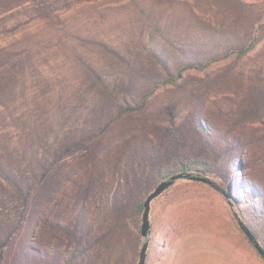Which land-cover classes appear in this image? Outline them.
<instances>
[{
  "label": "rangeland",
  "instance_id": "obj_1",
  "mask_svg": "<svg viewBox=\"0 0 264 264\" xmlns=\"http://www.w3.org/2000/svg\"><path fill=\"white\" fill-rule=\"evenodd\" d=\"M186 163L233 207L177 180L146 264H264V0H0V264H138Z\"/></svg>",
  "mask_w": 264,
  "mask_h": 264
},
{
  "label": "trees",
  "instance_id": "obj_2",
  "mask_svg": "<svg viewBox=\"0 0 264 264\" xmlns=\"http://www.w3.org/2000/svg\"><path fill=\"white\" fill-rule=\"evenodd\" d=\"M257 42H258L257 38L254 37L250 42H248L247 45H245L239 49H236V50H231L226 55H227V57H231V56L235 57L236 62L239 63L245 57H247L252 51H254V49L256 48ZM190 68H192V69L193 68L194 69H205L203 66H184L180 70H178L176 76L173 77V76L168 75L166 78L161 79L160 83L157 85L156 88H159L160 86H165V85L176 83L183 76V73ZM229 149H233V148L230 147ZM194 163L197 164V162H194ZM180 171L181 172H191L195 175H201V176H204V173H205V170L201 165L198 164L196 166H193L192 164H187V163L182 164L180 166ZM168 177H169V175H165V178H168ZM184 186H188V187L190 186V187H194L197 189L203 188V189H207V190H213V186H211L207 183H204L202 181H198V180H190V184L184 185ZM171 189H172V187L168 188L162 195H160V197H164V201H165V203H163V209H167L168 207L170 208V205H172L173 202H176L179 199V197L177 196L178 193L176 194L175 189H173V190H171ZM138 209L140 211L143 210V204L142 203L139 204ZM179 220H180L179 217L175 216L170 209L164 215V221H163L164 232H163L162 237L169 238L170 239L169 242H171V243H173L174 240L170 235L175 234V232H176L175 226L177 225ZM243 220L250 227V229L255 234L256 238L258 239V241L260 242V244L264 248V240L261 237V235L256 230H254L253 227H251L247 223L245 218H243ZM169 242L164 243L163 246L161 245L163 252H165V251L167 252L170 250L171 246L168 244ZM147 257H148V253H147Z\"/></svg>",
  "mask_w": 264,
  "mask_h": 264
},
{
  "label": "water",
  "instance_id": "obj_3",
  "mask_svg": "<svg viewBox=\"0 0 264 264\" xmlns=\"http://www.w3.org/2000/svg\"><path fill=\"white\" fill-rule=\"evenodd\" d=\"M190 179V180H198L202 181L204 183H207L217 190H221L225 193L226 198L228 199V203L230 204L231 207L232 204L230 203L229 197L231 196L224 190H222L213 180L206 176H201V175H195L191 172H179L172 174L169 176L167 179L162 180L144 199L142 202L143 204V213H142V223H141V228L140 232L142 237L144 238V241L142 243L140 253H139V262L138 264H146V259H147V253H148V248H149V243H150V237H151V221H150V212H151V205L152 202L158 198L160 195H162L168 188L173 186L177 180L179 179ZM235 218L243 231V233L246 235L248 238L249 242L252 244L256 252L263 258L264 260V248L256 238L255 234L252 232L250 227L244 222V220L239 216L238 213H234Z\"/></svg>",
  "mask_w": 264,
  "mask_h": 264
}]
</instances>
